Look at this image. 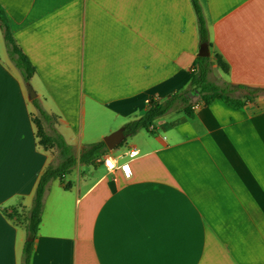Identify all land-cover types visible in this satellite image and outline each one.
Listing matches in <instances>:
<instances>
[{
  "label": "crops",
  "instance_id": "1",
  "mask_svg": "<svg viewBox=\"0 0 264 264\" xmlns=\"http://www.w3.org/2000/svg\"><path fill=\"white\" fill-rule=\"evenodd\" d=\"M198 1L210 79L264 86V0ZM0 7L35 68V98L77 156L185 87L200 46L191 0ZM26 83L0 29V264H20L25 214L56 155L38 143ZM105 154L130 175L77 162L50 180L30 264H264V95L241 107L214 99L192 115L178 106Z\"/></svg>",
  "mask_w": 264,
  "mask_h": 264
},
{
  "label": "trees",
  "instance_id": "2",
  "mask_svg": "<svg viewBox=\"0 0 264 264\" xmlns=\"http://www.w3.org/2000/svg\"><path fill=\"white\" fill-rule=\"evenodd\" d=\"M191 2L197 17L199 44L206 42L209 47L208 29L201 6L198 0H191ZM0 29L2 30L9 58L20 70L23 80L29 82L35 68L16 43L1 7ZM216 63L223 71L227 70V64L219 56L216 57ZM211 72L212 61L210 54L205 56L197 54L188 84L174 91L163 100L149 99L143 113L124 124L125 134L133 135L141 129L151 130L156 118L178 106H182L189 115H192L194 103L208 104L214 99H222L234 107H241L264 95V86L232 83L223 79L213 81L210 79ZM32 102L37 110V114L33 116L32 121L36 126L38 143L46 150L55 148L56 155L39 174L31 205L25 214L26 239L22 247L20 264H30L31 262L34 239L43 210L44 194L50 180L58 178L62 181L64 175L77 162L93 165L100 156L108 151L104 141L101 139L82 144L77 156L73 146L56 129L55 116L48 113L36 98ZM6 214L9 217L13 215L12 213ZM30 237L31 239H29Z\"/></svg>",
  "mask_w": 264,
  "mask_h": 264
},
{
  "label": "water",
  "instance_id": "3",
  "mask_svg": "<svg viewBox=\"0 0 264 264\" xmlns=\"http://www.w3.org/2000/svg\"><path fill=\"white\" fill-rule=\"evenodd\" d=\"M208 45L206 42H203L200 44L199 49H198V55L205 56L208 55ZM26 88L28 91V97L30 100L34 99L36 96V92L33 89L32 85L30 82L26 83ZM126 137V134L124 132V128L120 127L102 137V140L104 141L106 147L108 149H113L115 146H117L119 143L122 142V140ZM31 239V237L29 238Z\"/></svg>",
  "mask_w": 264,
  "mask_h": 264
},
{
  "label": "built area",
  "instance_id": "4",
  "mask_svg": "<svg viewBox=\"0 0 264 264\" xmlns=\"http://www.w3.org/2000/svg\"><path fill=\"white\" fill-rule=\"evenodd\" d=\"M193 69V68H192ZM191 69V70H192ZM201 103H194L193 104V108H196L197 106H199ZM137 153V151L135 149H130L127 154L129 156H133ZM97 162H102L104 167L107 169V171L112 172V171H116L118 168L121 169V171L123 172V174L125 176H129L130 175V168L127 162L122 163L118 166L116 160L114 159V157H112L109 154H104L102 156H100L97 159Z\"/></svg>",
  "mask_w": 264,
  "mask_h": 264
},
{
  "label": "rangeland",
  "instance_id": "5",
  "mask_svg": "<svg viewBox=\"0 0 264 264\" xmlns=\"http://www.w3.org/2000/svg\"><path fill=\"white\" fill-rule=\"evenodd\" d=\"M37 114V113H36ZM48 150H50V149H48Z\"/></svg>",
  "mask_w": 264,
  "mask_h": 264
}]
</instances>
